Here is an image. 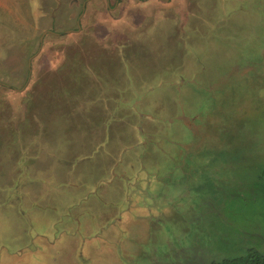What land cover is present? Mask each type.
<instances>
[{"label": "rangeland", "instance_id": "374dc122", "mask_svg": "<svg viewBox=\"0 0 264 264\" xmlns=\"http://www.w3.org/2000/svg\"><path fill=\"white\" fill-rule=\"evenodd\" d=\"M100 1L0 0V264L264 256V0Z\"/></svg>", "mask_w": 264, "mask_h": 264}, {"label": "flooded vegetation", "instance_id": "af4514ba", "mask_svg": "<svg viewBox=\"0 0 264 264\" xmlns=\"http://www.w3.org/2000/svg\"><path fill=\"white\" fill-rule=\"evenodd\" d=\"M77 1L80 2V3L81 2L84 3L83 4V8H84L83 10L84 11L82 12V14L80 16V18H82V16H84V14H85L84 12L86 10L87 4L91 0H68L67 4H68L69 8H67V9L74 8ZM111 1H112V5H111V7H108V3L111 2ZM139 1H143V0H139ZM139 1L136 0V3L137 2L139 3ZM101 2H102V6H104V8H108L107 14L109 16L108 18H110V19L113 18L112 15H111V11L119 10L118 6H121V11H122V8L126 4L124 0H109L108 2H107V0H101L100 3ZM96 4H97V2H96ZM140 6H141V4H140ZM114 19L116 20V18H114ZM114 19H112V20H114ZM52 27L53 28L55 27L54 30H53L54 32L51 33V35H53V36H56V35H60L61 36V34L62 35L63 34L64 35H68V34H73V33L76 34V33H79L81 31V26H80L78 31H76V29H73L72 27L68 28V19H62L61 22H57L56 25L53 24Z\"/></svg>", "mask_w": 264, "mask_h": 264}, {"label": "trees", "instance_id": "16d2710c", "mask_svg": "<svg viewBox=\"0 0 264 264\" xmlns=\"http://www.w3.org/2000/svg\"><path fill=\"white\" fill-rule=\"evenodd\" d=\"M219 264H264V256L253 249H248L244 256L227 259Z\"/></svg>", "mask_w": 264, "mask_h": 264}, {"label": "crops", "instance_id": "0c3cea01", "mask_svg": "<svg viewBox=\"0 0 264 264\" xmlns=\"http://www.w3.org/2000/svg\"><path fill=\"white\" fill-rule=\"evenodd\" d=\"M125 1V6L122 8V11H121V16H123V15H125L126 14V8L128 7V6H131V7H134V6H138L137 4H138V2L136 3V0H124ZM139 1V0H138ZM147 1V2H146ZM151 0H143V1H139V3L141 4V3H149ZM156 2H155V4H158V2H161V0H155ZM158 1V2H157ZM135 4V5H134ZM152 6H151V8H147V10H150V9H152V7H154V4H151ZM139 7V6H138ZM140 8H141V6H140ZM155 8V7H154ZM116 11V10H115ZM113 13V12H112ZM113 15H114V13H113Z\"/></svg>", "mask_w": 264, "mask_h": 264}]
</instances>
